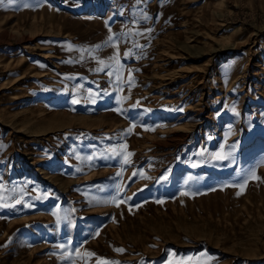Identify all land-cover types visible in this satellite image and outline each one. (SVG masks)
<instances>
[{
    "label": "rangeland",
    "instance_id": "374dc122",
    "mask_svg": "<svg viewBox=\"0 0 264 264\" xmlns=\"http://www.w3.org/2000/svg\"><path fill=\"white\" fill-rule=\"evenodd\" d=\"M104 261L264 264V0L0 6V264Z\"/></svg>",
    "mask_w": 264,
    "mask_h": 264
},
{
    "label": "snow or ice",
    "instance_id": "6c2138e0",
    "mask_svg": "<svg viewBox=\"0 0 264 264\" xmlns=\"http://www.w3.org/2000/svg\"><path fill=\"white\" fill-rule=\"evenodd\" d=\"M8 2L9 3H12V2H14V0H8ZM141 2H142V0H141ZM3 4H4V0H0V6H3ZM141 14H142L143 19H145V20L149 19V17L146 14H144L143 12ZM112 41H113V37L110 36L107 43L111 44ZM125 55L127 56L128 53H125ZM100 63L103 64L104 62L103 61H100ZM100 70H103V69H100ZM110 75H111V73H110ZM78 102L79 101L78 100H75V99L72 101L73 104L78 103ZM117 154H119V153H117ZM201 154H203V153H201ZM213 159L218 160V161H224V160H228L229 159V156L228 155H224L223 153H216L213 156ZM193 166H195V165H193ZM133 175H136V173H133ZM140 175H143V173H140ZM251 175H252L253 178L260 179L259 177H257L255 175L254 172H252ZM246 182H247V179L245 177V183ZM240 187H241V189H243L244 185L241 184ZM238 195H239V193H238ZM121 203H123V201H121ZM117 206H119V205H117ZM60 247H63V245H61ZM117 251L122 252L124 250L123 249H117ZM89 255H93V254L90 253ZM102 264H118V262L104 261V262H102Z\"/></svg>",
    "mask_w": 264,
    "mask_h": 264
},
{
    "label": "bare ground",
    "instance_id": "6f19581e",
    "mask_svg": "<svg viewBox=\"0 0 264 264\" xmlns=\"http://www.w3.org/2000/svg\"><path fill=\"white\" fill-rule=\"evenodd\" d=\"M55 232V231H54Z\"/></svg>",
    "mask_w": 264,
    "mask_h": 264
}]
</instances>
